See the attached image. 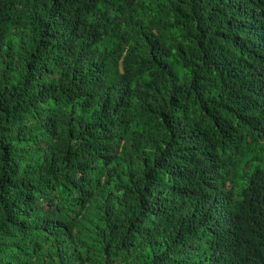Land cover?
Here are the masks:
<instances>
[{"label": "trees", "instance_id": "16d2710c", "mask_svg": "<svg viewBox=\"0 0 264 264\" xmlns=\"http://www.w3.org/2000/svg\"><path fill=\"white\" fill-rule=\"evenodd\" d=\"M264 0H0V264H264Z\"/></svg>", "mask_w": 264, "mask_h": 264}, {"label": "clouds", "instance_id": "9594fccd", "mask_svg": "<svg viewBox=\"0 0 264 264\" xmlns=\"http://www.w3.org/2000/svg\"><path fill=\"white\" fill-rule=\"evenodd\" d=\"M262 152L264 153V150Z\"/></svg>", "mask_w": 264, "mask_h": 264}]
</instances>
